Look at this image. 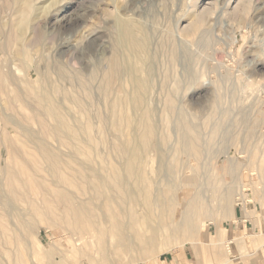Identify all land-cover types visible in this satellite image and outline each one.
Returning a JSON list of instances; mask_svg holds the SVG:
<instances>
[{
	"label": "rangeland",
	"instance_id": "374dc122",
	"mask_svg": "<svg viewBox=\"0 0 264 264\" xmlns=\"http://www.w3.org/2000/svg\"><path fill=\"white\" fill-rule=\"evenodd\" d=\"M201 1H212L213 5H215L213 2L216 3V14H219V16L217 15V22L214 21L213 25L210 27L211 29H205V31L202 32L203 34L198 33L197 36L199 37L195 35L197 38L194 36L195 39L193 38V40H191L192 38L190 37H187L188 39H185L178 36L177 30H175L178 28V23L180 22L185 25L188 19L192 17L194 13L193 7L195 8V5L197 3H200ZM227 4L228 0H35L34 5L37 10L35 11L34 15L32 12L30 13V27L26 29L23 34L24 45L25 48L28 49H25L27 52L25 54H28L27 56H25L30 57L32 62L28 61L30 62L29 64H21L20 56L17 55L18 53H14L18 52L15 50H18V47L20 46H17V43H15L14 40H10L11 34L15 35L16 33H18L16 29L18 25V18L17 15H15L16 13L14 8L15 5L19 6V0H0V45L4 46L3 49L2 47H0V64H2L0 68H4V65L8 64V62L12 65L15 63V65H13L15 67L9 64L8 65L12 68V70H14L15 68L18 69V67L19 69H21H15L16 71L14 70L18 78L21 77V79L23 80L26 73L27 81L31 80L30 82H32V84L30 82L29 83L36 88L39 86L46 87V85L48 86L50 85V82H52L54 85L51 83L52 86H50L56 89L59 87V90L57 89V92L59 93H61V91L62 93H65L67 91L72 96L80 95L79 97L82 98L84 104L85 116H88L89 120L91 119L90 122L92 123V137H94L98 143L96 154L99 157L101 156L100 159L103 158V160H100L98 157L97 163H94L93 167L95 169L99 168L98 170L101 169L103 170V172L108 171L110 166L120 167V158L117 157L119 155L113 150V144L118 142L119 137L118 135L115 136V132L111 128V117L108 118V116L111 115H109L110 109L108 107L109 104H107V101L109 102L110 99H113V97L117 93L116 87L119 90L120 84L124 87L123 90H127L129 88L127 92H129L131 89L130 84L127 85V83H129V78L124 75L121 79L117 80V82L116 79L112 81L114 85L116 84L115 87H112V83L110 84L112 88L110 89H116L115 91L113 90L111 92L110 90H108L110 91V93L106 92V94H103L100 90H98L100 86H98L97 84L101 85L100 83H103L100 79L102 78L104 72H107L106 68L108 67L106 66L109 64L107 61H109L110 57L114 54L115 29L113 26V16L118 15L121 17L131 18L138 24H142L144 30H147L146 34L148 36V44L150 43L148 46H150L151 48H147L148 52H150H146V55L147 57L150 56V59L148 58L149 60H147V64L148 62H150L149 66L151 65V67H149V70L147 69L148 66L145 69L146 72H149L146 73V76H148L147 78L150 79L148 80L150 84L149 86L153 87V89L150 87L148 88V94L146 93L145 96L146 103L144 107L145 110H147L149 114H151V117L149 119V121H151V125L157 127L158 131L154 129L152 144L150 148L145 150V153H143L144 165L141 167V169L139 168V171H142L141 173L146 174L147 177H149L153 182V184L162 181L161 184L159 183V185L164 186L165 181L168 179L171 172L174 171V174L185 175L186 172H189V169L196 170V173L198 175V185L191 190L190 195H195L194 198H196V201H200L205 208L210 209L211 216L201 219L198 223V231L192 235H188L184 232L172 231L171 227H173V220L169 219L170 221L167 220L166 222H163L161 221V219H159L157 214H154L156 216H153V219H150V225L152 224L151 226L154 227L156 224H162L166 231H164V233H159L154 245L150 249L142 252L141 247L138 243V238L148 237L151 233L149 230V223L144 221L146 219L144 209L142 208V206H137L135 207V209H133L134 216H128L123 220L120 231L118 233L110 232L107 236L110 258H108L106 264H155V261L159 257L166 254H175L177 251L181 250H187L188 252H190V257L195 260V264H237L240 263L239 259L243 255H248V257L246 256V258H244L248 260V258L250 259L252 255H254L253 257H255L256 255L263 253L258 252V250L256 251V249H260V246L264 241V239L258 236L262 232L264 233V0H251V9L248 12L247 16H245V18L243 17L241 20L240 18H232L231 20L226 19V16H224L222 12H224V10L226 9ZM66 5V9L62 11L60 7ZM65 17H67L69 20H72L71 22L74 23L71 28L65 29L63 28V25H61V23L63 22L62 19ZM29 29H32V31H30ZM44 32L47 34H45ZM25 33L27 34V36ZM148 33H150L151 36ZM96 34L99 35L96 36ZM24 35L26 37H24ZM28 36L29 39L27 40ZM91 37H97L95 39V43L96 45H98L95 47L97 48V50L81 53V50L85 49L86 43ZM159 38L162 39L159 40ZM165 42H167V45ZM29 44L31 46L28 48L27 45ZM67 44L70 47L67 46ZM163 44H165V46H163ZM168 45L172 46V49ZM165 47L167 50L165 49ZM168 49H171L173 51H168ZM152 51H155L153 52L154 55L151 53ZM170 51L173 53H171ZM54 52L56 55H54ZM40 53L43 56H41ZM102 58H105V60H103ZM16 59H18L20 62L18 60L17 62ZM30 59L28 58V60ZM4 60L7 61L5 64L3 63ZM87 60L89 61V63H87ZM152 61L154 63L156 61V63L154 64ZM90 62L98 63V67L96 65V67H94L95 63L92 66V63ZM57 63L61 66L63 65L62 68H59L60 65L58 66ZM54 64H56V66ZM50 65L51 69L49 67ZM22 67L24 68V70L26 68L25 72L23 71ZM94 68H96L97 71ZM43 75L46 79V82L43 78ZM57 75L60 76L58 77ZM73 75L75 76V78L77 76V78H73ZM78 75L80 76L78 77ZM191 75L195 76L192 77ZM81 76L83 79L81 78ZM99 76L101 78H98ZM196 76L198 77L196 78ZM65 77L66 79H64ZM88 77L90 80L92 78V81H90L89 79H87V81L86 78ZM39 78H42V80H40ZM81 80H84L85 84L87 83L86 85L88 90L85 92V94L81 93V88L79 87L80 85H78L79 83H84V81L82 82ZM166 80L168 81L167 83ZM188 80L190 82H188ZM150 81H152L153 85L150 83ZM20 82L21 83L19 84V86L23 88L24 84L22 81ZM47 82L49 83L47 84ZM88 82L90 83V85L92 84L91 86L89 85L90 88L88 86ZM124 82L126 83V85ZM175 83L177 86H175ZM93 84L96 85L97 88H95L96 86H94ZM173 88L174 90H172ZM91 89H93V91ZM168 92L170 93L168 94ZM170 94L172 95V98L176 100L170 98ZM150 98L151 101L149 100ZM97 99L98 101H100L98 102ZM168 99H171L172 101L171 109L167 105ZM87 104L89 109L87 108ZM93 104H96V107ZM216 104L219 106H217ZM69 105L73 106V104L70 102ZM147 106H150V108ZM149 109H152V111H150ZM9 111L10 110H6V114H14L13 111V113ZM210 112H213V114H211ZM173 113L176 115L174 116ZM181 114L185 116L186 120L190 119V123L192 122V124L195 126L196 134L198 137L197 139H201V141L203 140L201 142L200 140L198 141L196 139L198 147L201 150V154L198 157L199 159L195 158L193 155L189 156V154L184 151H181V154L179 150L181 131L179 128L178 120H180ZM219 114H221L222 117L220 115V117L218 116V118L217 115ZM2 115L3 114L0 115V117H3V119H0L2 122L0 124V128L2 127L0 130V135H2V137L0 136V139L2 140V144H0V177L3 175L4 170L8 169L10 165V158H8L10 157V148L8 145L7 147L6 144H4L5 142L3 136L4 127H6L7 125H11L6 121V119H4L5 116ZM133 115L134 114H132V118H136V121L139 120V114H136L134 117ZM166 116L168 117V119ZM99 117L101 118L99 119ZM96 118L98 119V122ZM259 119L261 122L259 121ZM13 120H18V118L15 117V119ZM212 120L216 122L213 123ZM167 121L170 123L167 124ZM6 122L8 124H6ZM173 122L175 123V125L173 124ZM210 125L211 129L209 128ZM214 125H218V128H220L222 130V133H224L222 134L221 130L219 129L218 133L213 136L216 139H213V137L210 136V131L212 130ZM223 126H226L225 128L228 127L229 129L227 128V130ZM258 127L259 129H257ZM9 131L11 135H15L11 131V129H9ZM155 135L157 136V138ZM262 136L263 138H261ZM101 140H105V142H101ZM158 140H160V143ZM214 140L217 142H215ZM166 141H168V143ZM112 142L114 143L112 144ZM177 143L178 145H176ZM206 143L210 144L206 145ZM107 144L109 145V147ZM54 146L55 148L57 147L56 144ZM175 148L177 149L175 150ZM205 148L211 151L209 152V150L207 151ZM151 149L154 151L152 152ZM59 150L63 154L62 156L64 157V159H66V153L69 154L67 152V149L65 151L63 147H59ZM159 151L161 152L159 153ZM259 151L262 153H260ZM155 152H157V154ZM161 156L163 158H161ZM159 157L160 159H158ZM149 159H152V161H150ZM108 162L110 164H108ZM98 163H101V166H104V168L102 169L101 166L98 167ZM254 163H256L257 165ZM261 164H263V166ZM171 165L174 166L171 167ZM70 169L72 170V168H60V173L61 171H64L62 172V175H64L67 173L66 170H68L67 174L74 172L73 170L72 172H70ZM73 169L76 170V173H79V175L77 174L78 176L76 178V181L80 185H82V187H86L89 189L91 184L92 186H94L96 180L89 168L85 167L84 169ZM77 169H79V172ZM156 170L158 173L156 172ZM88 173V178L89 180H91L89 182L87 180L88 178L86 177ZM41 174L43 177H46L44 178V180H46V183L48 182L47 184L51 183V180H53V176H50L45 171H43ZM83 176H85V178L87 179L83 178ZM86 180L88 184L86 183ZM92 180L94 181V183ZM132 181L133 180H129L128 184H133L134 182ZM112 188L113 187L108 188V186L104 187V194H106L107 196L117 195L116 193H118L117 191L119 190H117L116 188ZM228 191L233 194L231 196L232 206L229 212L226 211L227 206L225 204V200L226 198H228ZM139 199H141L140 201H142V198ZM188 202L189 200L187 197L182 200L181 207L179 206L182 211L185 210L184 208L188 207ZM20 203H16L17 205L19 204L18 206L16 205L17 213H20L21 211L23 212L25 209L24 207H26V204L21 203L20 205ZM37 205L40 204L38 203ZM102 205L104 207V205L106 206V203H103ZM112 205L117 212L125 210L124 208H121L120 210L115 206V204ZM57 206L59 210H62L61 204H58ZM155 211H157V209ZM105 213H109L108 210H105ZM16 214H13V216ZM242 220L249 221L251 224L247 226L244 231H242L240 227L242 226V223L239 224V222ZM254 227H258L259 230L255 231L253 229ZM55 229L59 230L60 227L56 226ZM61 235V232L55 234L54 232L49 231L43 227H40L39 231H34V229H32L31 232L25 234L24 237V244L26 243L25 247L27 248L26 252L29 253L30 256L34 254L36 255L37 253L42 254L44 251L50 252V250L52 249H50V247H52L51 245L53 244V237L54 239H59L61 238ZM119 239L120 242H124L125 240L133 242L132 250L128 251L125 254L116 255V253H114V247L119 243ZM60 241L54 242V245H56L58 247L57 249L61 252V250L64 249V242L63 240ZM82 252L92 255V257H95V259L91 262H88V260L86 261L87 258L82 256ZM66 255L67 264H100L98 262V256L93 248L86 249V251H84L83 249L82 251L78 250L74 254L68 253ZM81 259L84 260L82 261ZM3 261L4 260H2L1 263L6 264V262ZM49 261L52 262H49V264L54 263L52 260ZM31 262L33 264L35 263L34 260H31ZM41 264L45 263L43 262Z\"/></svg>",
	"mask_w": 264,
	"mask_h": 264
},
{
	"label": "bare ground",
	"instance_id": "6f19581e",
	"mask_svg": "<svg viewBox=\"0 0 264 264\" xmlns=\"http://www.w3.org/2000/svg\"><path fill=\"white\" fill-rule=\"evenodd\" d=\"M34 1L35 0H19V6L15 5V8H14L15 13H16L15 15H17V18H18V25L16 27L18 33H16L15 35L11 34L10 40H14V42L17 43V46H20V47H18V50H15L18 52H14V53H18L17 55L20 56L21 64L22 63H28L29 64L30 62H28V61H31L30 57H26L28 54L27 55L25 54V53H27L26 50H28V49L25 48L24 40H23V34H24L25 30L30 27L29 26L30 25L29 24L30 23V20H29L30 13L32 12L34 15L35 11L37 10L35 8ZM213 3L216 5L215 2H213ZM215 5L212 4V1L211 2L201 1L200 3H197L195 5V8L193 7L194 13L192 12L193 13L192 17L189 16L190 18L188 19L187 23L185 25H183V23L179 22L178 28L177 29H175L176 27L174 28L175 30H177L178 36L183 37L185 39H188L187 37H190V38H192L191 40H193L195 35L197 36L198 33L201 34L202 32L205 31V29L210 28L213 25V22L216 21L218 19V16H219V14H216ZM66 7H67V5L60 7V9L63 11L66 9ZM250 9H251V0H228L227 7L224 10V12H222V14L224 16H226V19L231 20L232 18H236V19L240 18V20H241L243 17L245 18V16H247ZM62 21L63 22L62 23L60 22V23H61V25H63V28H65V29L71 28L74 25V23L71 22L72 20H69L67 17L63 18ZM113 26L115 29L114 54L110 57L109 61H107L109 63L108 65L106 64L107 65L106 67H108V68H106L107 72H104L102 78L100 76L98 77V78H101L100 80L103 83H100L101 85H99L97 83L96 84L98 86H100L98 90H100L103 94H106V92L110 93V91L112 92L114 90V89L111 90L112 88L110 86L112 81H114L116 79V82H117V80L121 79L122 76H124V75H126L129 78V80H128L129 83H127L126 81L125 82L127 83V85L130 84V88H131L130 91L127 92V90L129 88L127 90H123L124 87L120 84L119 90L117 87H116V89L118 91L115 89L117 93L115 96L113 95L114 96L113 99L112 100L110 99L111 101L109 100V102L107 101V104H109L108 107L110 109V110L108 109L110 111L109 115H111V116H108V118L111 117V119H110L111 120V128L115 132V136L118 135V137H119L118 142L117 143L112 142V144L114 143L113 144V150L119 155L117 157L120 158V164L118 163L120 165V167L110 166L109 170L107 169L108 171H106V172H103V170L100 169L102 171L101 172L100 170H98L99 168L95 169L93 167L94 163H97V158L99 157L96 154L97 153L96 148L98 146V143H97L96 139L94 137H92V134H91L92 133V123L90 122L91 119L89 120V117L85 116L84 104H83L82 98L79 97L80 95L79 96H72L67 91H66L67 93L66 92L62 93V91H61V93H59V92H57V89L59 90V87L57 85H56L58 87L57 89L51 87L53 84L52 82H50L51 86L46 85V87H43V86L40 87L39 86L40 88L39 87L36 88L33 85H31L32 84V82H30L31 80L27 81V79H26L27 74L26 73H25V75L23 74L24 75L23 80L21 79V77L18 78V76L14 72V70L17 68L12 70V68L9 66L12 64L11 63L9 64V62H8L9 65L6 64L8 66L4 65L7 62L5 60L3 62L4 63L3 65L5 67L3 66L4 68H0V113L2 112L1 114H3L5 116L4 119H6V121L11 125V126L7 125L6 127H4V136H3L4 142H5L4 144H6V146L8 145L10 148V150H9V156L10 157H8V158H10V165H9L8 169L4 170L3 175L1 174L2 176L0 177V264H2L1 263L2 260H4L3 262H6V264L7 263L8 264H33L31 262V260H34V262H35L34 264H41L43 262L45 264L46 263L49 264V262H51L49 260H52L54 262L53 264H67V260H66L67 255L66 254H68V253L74 254L78 250L82 251V249H83L84 251H86V249H91V248H93L95 250V253L98 256V262L100 264H106L108 261V258H110L109 257V246H108L109 243H107V240H108L107 236L109 235L110 232H112V233L117 232L118 233L120 231L123 220L125 218H127L128 216H131V215L134 216L133 209H135V207H137V206L138 207L142 206V208L144 209V212L146 214V219L144 221L149 223V230L151 233L148 237L138 238L139 239L138 243L141 247L142 252L147 250V249H150L154 245L155 240L157 239L159 233H164V231H166V229L164 228V226L162 224H156L154 227L151 226L152 224L150 225V222H149L150 219H153L152 217L156 216L154 214H157L159 219H161V221H163V222L164 221L166 222L169 219L173 220V223H172L173 227H171L172 231L184 232L185 234H188V235H192L198 231V229H199L198 223L201 219L211 216L210 209L205 208L201 204L200 201H196L195 200L196 198H194L195 195H190L191 190L198 185L197 184L198 175L196 173V170L189 169V172H186V173L184 170L185 175L174 174L175 172L173 171L169 174L170 176L165 181L164 186L159 185V183L161 184L162 181L159 183L156 182L155 184H153V182L150 180L149 177H147L146 174L141 173L142 171H139V168L141 169V167L144 165L143 153H145L144 151L147 150L148 148H150V146L152 144L154 129L158 131L157 127H154V125L153 126L151 125V123H150L151 121H149L151 114H149V112L147 110H145V107H144L145 103H146L145 102L146 101L145 96H146V93L148 91V88L150 87L153 89V87L149 86L150 84H149L148 80H150V79H148L147 78L148 76H146V73H149V72H146V69H145L147 66H148L147 67L148 70H149V67H151V65L149 66L150 62H148V64H147V60L150 59L149 58L150 56L147 57V55H146V52H148L147 48L150 49L151 47L148 46L150 43L148 44V36L146 34L147 30H144V28L142 27V24L141 25H140V23L138 24L133 19L115 15V16H113ZM35 29H36V27H35ZM30 31H32V29ZM0 32H1V30H0ZM2 32H3V30H2ZM91 32H93V31H91ZM98 32H99V30H98ZM169 32H171V31H169ZM45 34H47V33H45ZM148 34L150 35V33H148ZM87 35H89V34H87ZM97 35H99V34H96V36ZM100 35H102V34H100ZM5 36H6V34H5ZM26 36H27V34H26ZM26 36L24 35V37H26ZM29 36H28L27 40L29 39ZM99 37H101V36H99ZM197 37H199V36H197ZM46 38H48V37H46ZM96 38H93V37H91L89 39L87 38L88 41L86 43L85 49H82L81 53H86V51L87 52L96 51L97 48H95V47L98 46L95 43ZM162 38H159V40ZM44 39H45V37H44ZM159 42H161V41H159ZM165 43L167 45V42H165ZM26 44H28V43H26ZM31 44H33V43H31ZM38 44H40V43H38ZM27 46L29 48L31 45L29 44ZM41 46H39V47H41ZM67 46H69V45L67 44ZM163 46H165V44H163ZM168 46H170V45H168ZM0 47H2V49H3L4 46L0 45ZM170 48L172 49V46H170ZM2 49H1V51H2ZM110 49H111V47H110ZM165 49H166V47H165ZM171 49H168V51ZM171 51H173V50H171ZM153 52H155V51L151 52L154 55ZM158 53H160V52H158ZM171 53H173V52H171ZM17 55H16V57H17ZM40 55H41V53H40ZM54 55H56L55 52H54ZM41 56H43V55H41ZM94 57H96V56H94ZM146 57H147V59H146ZM28 58L30 60H28ZM17 60L18 59H16V61ZM103 60H105V58ZM106 60H107V58H106ZM8 61H10V60H8ZM60 61H58V62H60ZM156 61H155V63H156ZM87 63H89V61ZM90 63H92V62H90ZM94 63H92V66L94 64V67H96L98 63H96V62H94ZM31 64H33V63H31ZM172 64H173V62H172ZM1 65L2 64H0V67H1ZM13 65H15V63ZM54 65L56 66V64H54ZM59 65L60 64H58V66ZM87 65H89V64H87ZM62 66L60 65L59 68H62ZM13 67H15V66H13ZM49 67L51 69V65ZM18 69H19V67H18ZM31 69H32V67H31ZM50 69H48V70H50ZM94 69L96 70V68H94ZM19 70H21V69H19ZM23 71L25 72L26 68H25V70L23 68ZM52 72H53V70H52ZM79 72H78V74H79ZM20 73H21V71H20ZM44 75H43V78L45 79ZM99 75H101V74H99ZM65 76H66V73H65ZM79 76L80 75H78V77ZM149 76H150V74H149ZM167 76H165V77H167ZM194 76H192V77H194ZM72 77L75 78L74 75ZM83 77H85V76H83ZM89 77L86 78V80L89 79ZM197 77L198 76H196V78ZM76 78H77V76H76ZM81 78H82V76H81ZM153 78H154V76H153ZM39 79L42 80V78H39ZM64 79H66V77ZM199 79H200V77H199ZM199 79H198V81H199ZM37 80H36V83H37ZM151 80H152V78H151ZM20 81H22L24 84L23 88H21L19 86V84L21 83ZM81 81L83 82L84 80H81ZM90 81H92V78ZM45 82H46V79H45ZM74 82H76V81H74ZM167 82L168 81L166 80V83ZM188 82H190V81L188 80ZM48 83L49 82H47V84ZM126 83H125V85H126ZM150 83L152 84V81H150ZM194 83H196V82H194ZM86 84H85V81H84V83L78 84V85H80L79 87L81 88L82 94H85V92L88 90ZM39 85H40V83H39ZM89 85H90V83L88 84V86ZM111 85H112V87L116 86V84L114 85L113 83ZM90 86H89V88H90ZM94 86H96V85H94ZM175 86H177L176 83H175ZM95 88H97V86ZM62 89H63V87H62ZM93 89H91V90L93 91ZM108 90H110V91H108ZM172 90H174V88ZM169 93L170 92H168V94ZM174 93H175V91H174ZM75 94H76V92H75ZM113 94H115V93H113ZM59 96H61V97H59ZM93 96H95V95H93ZM100 97H101V95H100ZM165 98H163V99H165ZM170 98H172V95L170 96ZM172 99H174V98H172ZM149 100L151 101V98ZM174 100H176V99H174ZM91 101H89V102H91ZM97 101H98V99H97ZM104 101H106V100H104ZM69 102L72 103L73 106L69 105ZM163 102H165V101H163ZM174 102H176V101H174ZM217 102H218V100H217ZM148 103H149V101H148ZM100 104H102V103H100ZM167 105L171 109V107H172L171 99L167 100ZM217 106H219V105H217ZM101 107H103V106H101ZM147 107L150 108V106H147ZM87 108H88V104H87ZM97 108H99V107H97ZM211 109H213V108H211ZM6 110H10L11 112L13 111L14 114L8 113L9 114L8 115V114H6L7 113ZM149 110L152 111V109H149ZM166 111H167V109H166ZM177 111H179V110H177ZM85 112H87V111H85ZM132 114H134L133 117L136 114H139V118H138L139 120L136 121L135 120L136 118L135 119L132 118ZM211 114H213V112ZM221 114L217 115V117L218 116L220 117ZM175 115L176 114H174V116ZM152 116H153V114H152ZM191 116H193V115H191ZM15 117L18 118V120L14 121L13 119H15ZM101 117H99V119ZM105 117H107V116H105ZM169 117H171V116H169ZM221 117H222V115H221ZM0 119H3V117H0ZM71 119H72V121H71ZM167 119H168V117H167ZM188 120H186L185 116L182 114L180 115V120H178L179 121V128L181 131V136H180V140H179L180 141L179 142V148H180L179 150H180V152L184 151V152L188 153L189 156L193 155L195 158H198L201 154V150L199 149L198 143L196 141L197 140L201 141V139H197L198 137L196 134L195 126L192 124V122L190 123V119H188ZM240 121H242V120H240ZM259 121H260V119H259ZM7 122H6V124H8ZM97 122H98V119H97ZM215 122L213 121V123H215ZM1 123L2 122L0 120V124ZM169 123L170 122H168L167 124H169ZM199 123H201V122H199ZM173 124L175 125L174 122H173ZM167 126H169V125H167ZM210 127H211V125L209 126V128ZM1 128H0V130H1ZM227 128H225V129H227ZM9 129H11V131L15 135H11ZM219 129L220 128H218V125L217 126L214 125L212 130L211 131L209 130L211 132L210 136H212V137L215 136L218 133ZM257 129H259V127ZM253 130H255V129H253ZM260 131H261V129H260ZM95 132H96V130H95ZM221 133H222V130H221ZM163 134H165V133H163ZM222 134H224V133H222ZM230 135H232V134H230ZM0 136L2 137V135H0ZM106 136H108V135H106ZM104 137H102V138H104ZM109 137H111V136H109ZM109 137H107V138H109ZM156 138H157V136H156ZM156 138H155V140H156ZM175 138H176V136H175ZM214 138L215 137H213V139ZM261 138H263V136ZM217 139H218V137H217ZM222 139H224V138H222ZM205 140H206V138H205ZM107 141H106V143H107ZM158 141L160 143V140H158ZM218 141H219V139H218ZM247 141H249V140H247ZM101 142H105V140H101ZM166 142L168 143V141H166ZM215 142H217V141H215ZM0 144H2V140H1ZM55 144L57 146L56 148L54 146ZM203 144H204V142H203ZM208 144H210V143H208ZM208 144L206 143V145H208ZM104 145H105V143H104ZM104 145H102V146H104ZM176 145H178V143ZM255 145H256V143H255ZM172 146H173V144H172ZM59 147L60 148L63 147L65 151L67 149V152L69 154H67V153H66V155L64 154L66 156V159H64V157L62 156L63 154L60 152ZM108 147H109V145H108ZM201 147H203V146H201ZM211 147H212V144H211ZM211 147H210V149H211ZM252 147H253V144H252ZM4 149H5V147H4ZM176 149L177 148H175V150ZM205 149H203V150H205ZM253 149H252V151H253ZM222 150H224V149H222ZM151 151L153 152L154 150L151 149ZM210 151L211 150H209V152ZM100 152H102V151H100ZM146 152H148V151H146ZM160 152L161 151H159V153ZM182 152H181V154H182ZM155 153L157 154V152H155ZM260 153H262V152H260ZM112 154H113V152H112ZM253 154H255V153H253ZM108 155H109V153H108ZM100 157H99V159H100ZM111 158H112V156H111ZM161 158H163V157L161 156ZM101 159L103 160V158H101ZM158 159H160V157ZM198 159H197V161H198ZM186 160H187V157H186ZM258 160H259V158H258ZM150 161H152V159ZM98 162H99V160H98ZM109 162H108V164H110ZM259 162H261V161H259ZM254 164H256V163H254ZM115 165H116V161H115ZM199 165H200V163H199ZM261 165L263 166V164H261ZM100 166H101V163L99 164L98 167H100ZM106 166H107V164H106ZM173 166L171 165V167H173ZM85 167L89 168V170L92 172L93 177L96 180V183H94V181L92 180L94 183V186H92V184H91L89 189L86 187L85 188L82 187V185H80L76 181V178L79 175V173H76V170L73 169V168L84 169ZM60 168H72V170L74 172H72V170L70 169L71 170L70 172H72V173L67 174L68 170H66L67 173L62 175V172H64V171H61V173H60ZM103 168H104V166L102 167V169ZM252 168H253V166H252ZM77 170L79 172V169H77ZM43 171H45L50 176H53V180H51V183H49V184H47L48 182L46 183V180H44V178H46V177H43L41 174ZM85 172H86V170H85ZM156 172H157V170H156ZM181 172H183V171H181ZM89 173L86 176L87 178L89 176ZM179 174H180V172H179ZM80 176H81V174H80ZM167 176H164V177H167ZM261 176H263V175H261ZM83 178H85V176H83ZM87 178H85V179H87ZM87 180H88V182L91 181V180H89V178ZM87 180H86V183H87ZM129 180H133L132 182H134V183L132 184L130 182L131 184H128ZM47 181H48V178H47ZM159 181H160V179H159ZM107 186H108V188L113 187L112 189L116 188L117 190H119L117 192L121 193V194L116 193L117 195L107 196L106 194H104V190H105L104 187H107ZM198 188H199V186H198ZM232 195L233 194H231V192L228 191V198H226V200H225V204L227 206L226 211H228V212H229V210H231V206H232V204H231V196ZM186 197L189 200L188 207L184 208L185 210L182 211L180 208L181 202ZM139 198H142V201H140L141 199H139ZM20 202L26 204V207H24L25 209L23 212L21 211L20 213H17V206L19 204L17 205L16 203H20ZM21 203H20V205H21ZM38 203L40 205H37ZM103 203L104 204L106 203V206L104 205V207H103V205H102ZM58 204L62 205V210H59V208L57 206ZM112 204H115V206L118 207L120 210H121V208H124L125 210H122L121 212H117L114 209ZM20 209H21V207H20ZM156 209H157V211H155ZM105 210H108L109 213H105ZM14 211H15V213H14ZM13 214H16V215L13 216ZM8 222H9V225H8ZM56 226L60 227V229L56 230L55 229ZM40 227L46 228L47 230L52 231L55 234L61 232V234H62L61 238H59V239L55 238L54 239V237H53V241H52L53 244L51 245L52 247H50V249L52 248L50 250V252L46 251L47 252L46 253L44 251L43 252L44 254L43 253L42 254L37 253L36 255L34 254V255L30 256L29 253L26 252V249H27L25 247L26 243L24 244L25 234H27L28 232H31L32 229H34V231L35 230L39 231ZM124 229H125V227H124ZM52 235H54V234H52ZM120 239H119V243L114 247V253H116V255L125 254L128 251H131L133 248V242H131L129 240H125L124 242H120ZM60 240H63V242H64V244H63L64 249H62L61 252L57 249L58 247L56 245H54V242H58ZM26 242H27V240H26ZM138 243H137V245H138ZM81 254L83 257L87 258L86 261L88 260V262H91L95 259V257L93 258L92 255H90L88 253L82 252ZM110 254H112V253H110ZM75 259H77V258H75ZM81 260L83 261L84 259H81ZM46 261H48V262H46ZM91 264H93V263H91Z\"/></svg>",
	"mask_w": 264,
	"mask_h": 264
},
{
	"label": "crops",
	"instance_id": "0c3cea01",
	"mask_svg": "<svg viewBox=\"0 0 264 264\" xmlns=\"http://www.w3.org/2000/svg\"><path fill=\"white\" fill-rule=\"evenodd\" d=\"M240 223H242V226H240L242 231H244L247 228V226L251 225L250 222L246 220H242L239 222V224ZM253 229L255 231L259 230L258 227H254ZM258 236L264 239L263 232ZM260 247L261 248L256 249V251L258 250V252L260 253L263 252V253L258 254L255 257H253L254 255H252L250 259L248 258V260L244 259L246 258V256L248 257V255L246 256L243 255L239 259L240 263H237V264H264V241L262 242V245ZM155 264H195V260H193L190 257V252H188L187 250H181V251H177L175 254H166V255L159 257L155 261Z\"/></svg>",
	"mask_w": 264,
	"mask_h": 264
}]
</instances>
